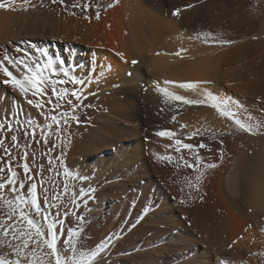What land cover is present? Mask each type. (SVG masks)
<instances>
[{
    "label": "bare ground",
    "instance_id": "6f19581e",
    "mask_svg": "<svg viewBox=\"0 0 264 264\" xmlns=\"http://www.w3.org/2000/svg\"><path fill=\"white\" fill-rule=\"evenodd\" d=\"M0 2L8 3L9 0ZM20 2L16 0L17 4ZM72 2L65 0L66 4ZM239 2L250 0H80L81 4L91 5L87 12L80 8H64L59 3H52V0H31L32 6L27 11L0 9V58L7 55L27 60L28 57H36L37 50H41L53 60L54 67H58L57 60L63 61L71 75L83 81L78 85H57V88H67L69 92L79 90L81 101L70 97L72 105L64 103L53 110L55 97L51 96L49 89L40 98L43 107L38 109L27 103V99L35 98L29 94L26 99L3 84L6 78L0 74V122L8 120L13 127L12 132H8L7 128L0 131V138L4 139L11 153L9 159V154L0 148V167L5 168V172L0 173V179L6 177L10 165L19 177L25 179L22 192L26 193L28 184H37L42 212L52 211L46 204L49 202L44 200V194L54 202L62 200L68 203L65 210L63 208L56 215H49L62 222V226L57 223V241L62 255L82 254L88 257L95 251L97 255L91 264H221V261L224 264H264V232L261 231L264 229V161L260 163L261 167L255 159L258 164L254 161H227L237 150L240 153L239 147L235 152V148L228 147L223 152L218 151L217 158L222 152L223 161H220L221 158H218L219 161H208L215 163L216 168L200 167L203 176L197 182V171L183 175L177 168L178 162L175 163L177 165H171L174 161L163 166L162 161H154L158 150L150 147L148 141L156 131L166 129L154 124L151 108L152 111L157 107L164 108L167 112L164 115L173 121V117L176 119L189 107H196L179 101L165 102L157 86L188 99H203L199 85H203V89L211 88V72L216 69L211 65L217 61L212 58V53L208 58V53L213 48L217 52L221 45L224 47L218 42L224 37L220 33L222 38L218 34L216 39L209 38L207 42L201 39L205 45L199 43L202 46H199L202 48L199 51L204 55L201 56L203 60L200 59L198 79L193 68L195 62H192L196 59L191 60V56L182 53L178 57H168L167 52L168 56H160L155 54L156 46L161 43L174 49L178 43L182 44L180 38L184 39V35L189 41L192 36L207 34L208 27L203 20L215 11L208 12L211 9L208 7ZM255 2L264 3V0ZM109 4L113 6L108 7ZM177 10L179 14L172 15ZM70 12L75 15H70ZM243 12L219 10L215 11L214 17L240 18L244 16ZM257 12L256 9L250 13L256 16ZM86 15L89 19L84 18ZM168 37L170 39L166 41ZM181 48L174 51L178 49V52L185 53ZM17 49L21 51L17 52ZM25 53L28 55L25 56ZM223 53L220 52L221 55ZM220 69L214 72L217 78L215 90H222L223 73ZM10 70L18 75L15 69ZM177 73L180 79L186 76L185 73L196 76V79L192 78L198 81L201 91L193 95V91L185 92L173 86L174 83L170 86L161 81H173L175 76L178 81ZM51 78L67 79L62 74ZM49 99L53 103H48ZM77 103L79 107H75ZM202 109L203 113L208 111L206 115L210 117L209 110ZM64 114L69 117L75 115L77 120L65 122ZM52 115L60 120L59 126L47 127ZM214 118L216 120L209 123L216 127L220 119L224 121L220 115L219 119L216 115ZM29 119L32 125L26 123ZM195 121H180L186 126L183 131L180 130L181 133L194 132L198 127L204 130L211 125ZM21 125L29 133L34 125L39 143L34 142L31 135L25 138ZM171 125L172 129L176 126ZM228 126L234 127L231 123ZM42 131L48 133L47 143L39 139ZM12 134L19 137L21 147L11 146ZM24 153H27V159H21ZM170 154L173 155V152ZM238 154L236 152V156ZM238 158L243 160L240 156ZM22 164L29 165L33 177L31 181L26 179L20 167ZM66 172L68 175H65ZM189 180L196 187L189 186ZM65 183L67 191L64 190ZM9 187L0 190V196L4 198L0 199V220L7 219L9 211L4 200L13 198ZM25 210H29L27 206ZM87 217L93 223L88 224ZM73 232L79 235H70ZM5 239L11 241V234L7 238L0 236V241ZM69 240L75 242L76 253L65 243ZM4 254L15 258L6 244L0 247V255Z\"/></svg>",
    "mask_w": 264,
    "mask_h": 264
},
{
    "label": "snow or ice",
    "instance_id": "6c2138e0",
    "mask_svg": "<svg viewBox=\"0 0 264 264\" xmlns=\"http://www.w3.org/2000/svg\"><path fill=\"white\" fill-rule=\"evenodd\" d=\"M52 3H59L64 8H80L81 11L87 12L91 7L89 3H80V0H73L71 4H66L65 0H52ZM31 0H21L19 4L16 3V0H9L8 3L0 2V9L3 10H24L27 11L29 7H31ZM112 4H109L108 7H112ZM191 7V5H189ZM70 15H75L74 12H70ZM179 14V10L174 11L172 15L176 16ZM97 19L99 18V12L96 13ZM85 19H89L86 15ZM197 39H204L205 42L209 38L216 39L210 37L209 34H204L203 36L196 37ZM220 44L229 43V41L219 40ZM21 51L17 49V52ZM38 55L36 57H28L27 60L23 59H14L7 55L0 58V74L3 75L6 79L2 82L5 85L10 86L14 91L18 92L21 96L27 97L29 94L35 98L27 99V103L33 105L36 108H42L43 105L40 103V98L45 95V93L50 89L51 96L55 97L54 109L60 108L64 103L72 105L73 101L70 97H74L77 102L81 101L82 96L79 90H74L69 92L67 88H57V85H63L67 83H71L73 85L82 84L83 81L77 79L75 76L71 75L70 71L64 67V62L57 60L56 64L58 67H54L53 60L48 57L46 52L41 50H37ZM180 53H176L179 55ZM28 54L25 53V56ZM40 57H45V59H41ZM6 62V63H5ZM135 63V61H133ZM15 69L17 74H14L13 71L10 70ZM62 74L67 79H52V76ZM171 81H165V84H172ZM184 90H192L195 91L198 87L195 83H182L175 85ZM157 91L165 98V102L168 101H179L184 105H201L207 104L208 106L215 109V111L224 118H227L232 122L235 128L240 131L247 133L249 135H258L264 134L261 131L264 128V123H251L253 117L249 114L244 121L237 117L236 112L233 111V106L239 109L241 106L234 100L230 98H218L207 91H202L201 95L203 99H188L184 96L178 95L174 92L169 91L167 88H160L157 86ZM48 103H53L51 99L48 100ZM75 107H79V103L75 105ZM75 107L73 108V112L75 111ZM65 122L69 119L77 120L75 115L68 116L64 114ZM51 123L47 125V127H52V125L59 126L60 120L56 115H52L50 117ZM175 120V117H173ZM19 124L20 121L17 120ZM28 125H32V121L29 119L26 122ZM181 128L186 127L185 125H181ZM7 128L8 132L13 131V127L11 122L5 120L0 122V131H3ZM23 129L25 138H28L31 135L34 142L39 143V140L36 139L35 134V126L33 125V130L29 133L27 128ZM19 130V129H18ZM200 132L197 129L194 132L189 133L188 139H192L193 137L199 135ZM155 135L159 137H166L172 139L176 136L175 132L172 131H158ZM48 133H41L40 140H44L45 143L47 140ZM19 137L16 134L11 135V146L14 148L21 147L19 144ZM175 145H178L175 150L180 152L181 149L193 150V144L183 143L181 140L176 139L174 141ZM28 145H25L27 147ZM54 147V145H53ZM199 148L204 149L208 146L204 143H200L198 145ZM0 148H3L5 153L9 154V159H11V153L9 147L5 146L4 139L0 138ZM195 155V164L188 163L184 160L183 156L180 157L183 164L192 168L194 171H197L199 174L196 176V181L199 182L203 176V172L200 171V165L203 163L200 155L198 153H193ZM27 153H24L21 156V159H27ZM222 158V153H221ZM157 159L167 160L172 162L173 157L171 156H159ZM51 164V159L49 160ZM20 167L23 169L25 173V177L28 181L33 179L30 174V168L28 164H22ZM217 165L215 163H203L204 169H214ZM5 168L0 167V173H4ZM65 175H68L66 172ZM189 186L196 187L195 184L192 183L191 180L188 181ZM6 186L9 187V191L12 193V199L4 200V203L8 206L9 211L6 213L7 219L0 220V236L7 238L9 234H11V241L5 239L0 241V247H3L5 244L8 248L12 249V256L15 258H10L8 254L0 255V264H91V261L95 259L97 253L93 251L90 256L83 257L81 255H62V250L58 247L57 241V223L58 222L53 218H50L49 214L45 211H41V204L38 202V194H37V184L30 183L27 186V191L22 192L21 190L25 188V179L18 176L16 170L10 165L7 167V175L3 179H0V190L5 189ZM68 185L65 183L64 190L67 191ZM198 190V189H197ZM58 197H53V199H57ZM0 199H4L3 196H0ZM48 197L44 194V200L47 201ZM184 201H181L183 203ZM75 203V201H73ZM29 209L25 210V207ZM51 207H55L56 205H50ZM15 221L10 223V221ZM46 229V230H45ZM264 232V229H261ZM72 236L79 235L78 233H70ZM12 241H19V243L13 244ZM65 243L70 247L73 253H76V247L74 241H65ZM264 255V254H262ZM221 264H224V261H221Z\"/></svg>",
    "mask_w": 264,
    "mask_h": 264
},
{
    "label": "rangeland",
    "instance_id": "374dc122",
    "mask_svg": "<svg viewBox=\"0 0 264 264\" xmlns=\"http://www.w3.org/2000/svg\"><path fill=\"white\" fill-rule=\"evenodd\" d=\"M217 6H216V8H214L213 6L212 7H208L207 6L208 8H211V9L208 10V12H211L212 10L213 11L215 10L216 13L219 12V10H224L226 13L238 12V11L239 12H243L244 11L243 12L244 16H242L240 18L239 17H235L234 18V17H226V16H224V17H219V19H218V16L214 17V15H215V11H214V14H210L209 15L210 17L207 16L206 19L203 20L204 25H207V27H208V28H206V31L207 32L209 31L207 34L210 35V33H211V37H212V34L217 33V34H214V37H212V38H216V35L218 36V34H219V36L221 38H222V35H223L225 41H229V43H226V45H225V43L223 44L224 47L222 45L220 46L226 52L222 51L223 49L221 50V48L220 49L218 48V51L215 52L216 50H214V48H213L212 51H214V53L211 50H210L211 52L208 53L209 54L208 58H211L210 54L212 53V55L214 54L213 56L211 55L212 58H215V60H217V61L214 62V63H217V64L214 65V63H213L211 65L212 68H215V67H216V69L221 68L220 69L221 73H223V74H221V77L224 79V80L223 79L221 80L222 81V87H221L222 90L221 89L220 90L219 89L215 90L217 88V87H215V86H217V83L215 84L217 78H216V75L214 74V72L217 71L216 69H215V71H214V69L212 70L213 71V72H211L212 74L210 73L211 76H212V78H211L212 82H211V80H209V82L212 83V86H210L211 88L208 87V90H207V88L203 89V87H201L203 85L200 86L198 84V81L195 80L196 79L195 77L197 76V79H198V77L200 75L198 70H199V67L201 65L200 59L202 58L201 56H202L203 53L201 54L199 49H202L201 47L204 44V42L203 43L201 42L202 41L201 39L198 40V39H196V37L192 36L193 39L192 38L191 39L193 41L190 39L189 40L190 42H189L187 36L185 37V35H184V37H182L184 39H182V40H181V38H180L181 36H180L178 38H180V42L183 41L182 44L178 43V45H177L178 47H176L175 44L173 42L172 43L175 46V48H174L175 50H176V48L180 49L183 46L181 49L185 50V53H184V51H182V52L179 51L178 52V49H177V51H174V49L166 48V47H164V45H162L160 43V44H158L156 46V50L157 51L155 52V54L160 55V56H168V55H170L168 57H175L177 55H174V56L172 55L171 56V53H174V54L175 53H182L183 55H187L189 57L191 56L190 57L191 60H195L196 59L195 61H192V62L193 63L195 62V64L193 65L194 66L193 68L196 71L194 73L197 74V75L195 77L193 75H191V74H190L191 76L190 75L188 76L189 73L187 72L188 74L185 73L186 76H182L181 79H180L179 74H181V72H178L179 74L178 73L176 74L179 77V78L177 77L178 81L175 78L176 76L174 77V80H175V81L173 80L174 82L170 80V79H173V77L168 79V80H170L171 82L174 83V84L172 83L173 86L176 85L175 83H178V84L195 83V84L199 85V87L201 88L202 91H204V90L206 91L207 90V92L208 91L210 92V90H212L210 93L211 94L213 93L212 95H214V96H216L218 98H230L231 100L236 101L241 107L239 109H237V108H235V106H233V111L236 112L237 117L239 119H241L242 121H244L246 119V117L250 114L253 117V120L251 121V123H258V122L259 123H264V3H258V2H255V0H250V2H245V3H243V2L226 3V4L222 5V6L221 5L220 6L217 5ZM256 9L258 10V12H257L258 14L255 13L256 16L254 14L250 13L251 11L256 10ZM260 10L262 11V13H260L261 12ZM120 11H119V13H120ZM119 13H118V15H119ZM211 15H213V16H211ZM120 16H124V15L121 14ZM220 28H222V29H220ZM219 30H221V32ZM220 33H222V35ZM185 38L187 39L186 41H184ZM166 39H167L166 41H168L170 38L168 37ZM224 39H222V40H224ZM166 41H165V43H166ZM176 41L179 42L178 39ZM199 43L202 44V46L199 45ZM208 44H210V43H208ZM212 44H213V46H212ZM180 45H182V46H180ZM184 45L185 46L187 45V47H185ZM206 45H207V43H206ZM179 46H180V48H179ZM199 46H201V47H199ZM211 46L214 47V43L211 42ZM211 46H208V47H211ZM185 48H187V49H185ZM160 49L161 50L163 49V50L161 51ZM219 50H221L220 52H222V53L224 52V53L221 55ZM160 51H161V53H160ZM166 52L168 53V55H167ZM169 52H170V54H169ZM153 53H152V55H153ZM165 53H166V55H161V54H165ZM182 54H179V56L182 55ZM189 54H191V55H189ZM217 55L222 56V58L217 56ZM201 60H203V59H201ZM219 64H221L222 66L221 65L219 66ZM229 69H230V71H229ZM228 71H229V73H228ZM231 71H232V73H231ZM183 72H184V70H183ZM224 75H225V77H224ZM192 76L195 78L194 80H193ZM185 77L188 78V80H184ZM189 77H190V79H189ZM232 77H233V79H232ZM191 78H192L193 81L191 80ZM163 80L164 79H162L161 81L165 83V81L167 79L164 80V81ZM189 80H191V81H189ZM199 81L201 82V80H199ZM261 82L263 84H261ZM201 84H202V82H201ZM213 84H214V86H213ZM199 87H198V89H199ZM213 87H215V88H213ZM179 89H181V88H179ZM198 89L193 91V92H192V90H190V91L189 90H185V92L189 91V93L192 92L193 95L194 94L197 95L198 91H201L200 89L199 90ZM182 91H184V90H182ZM201 92H199V93H201ZM260 92H261V94H260ZM199 106L200 105H198V106L196 105V107L194 109L193 108L191 109V107H189L190 109H187V110H185V112L179 114L183 119L180 118L179 115H177L179 118L176 116V119L173 120V121L172 120L169 121L168 118L166 117V115H164V114H167V112H166V110L164 108H161V107L154 108L155 112L152 111L153 108L150 109L151 115H152V113L154 115L153 116L154 124H156L157 126L159 125L160 127L163 126V127L166 128V129H160L158 131H165V130L172 131V132L176 131L175 132L176 136L173 137L172 139H169V138H166V137H159V136H157L155 134L150 136L152 139L148 138L149 139L148 141L151 143V144L149 143L150 147H153L154 149L157 148V150H158V154H157L156 158L154 159V161H162L163 166H166V164H168V163L171 164V163L169 161H167V160L157 159V157H159V156H171V157H173L172 163L175 161L171 165H174L175 163L178 162L179 166H177V168L179 169V171L183 175H186L188 173H192L193 169L192 168H188V167L186 168V166L183 164V161H181V159H180L181 156H183L184 160H186L187 162H189L191 164H195V162H196L195 161V155L193 154L195 152V153H198L200 155L203 163H205V161L207 163L208 161H219V159L221 158V153L223 151H225L226 148L233 147V148H235V150L232 148L233 152H235L237 150L236 148L239 147L238 149H239L240 153L238 154V150H237L236 152H237L238 155L236 156V152L233 153L232 157L230 158L231 160L228 159L227 161H251V162H253L254 159H255V161H257L259 164L257 162H255V161L254 162L256 164H258V166L261 167L260 163L263 164V161H264V154H263L264 153V134L249 135L247 133L240 132L237 129H235V126L234 127L233 126H231V127L228 126L230 123L232 124V122L228 121L227 118H224V121L226 122V120H227L228 122L225 123L222 119H220L219 123H218L220 126L217 124L218 127H216L214 124L209 123V122H212L210 120H213V121L216 120V118H214L215 115H216L217 119H219V114L216 113L215 109L211 108L210 106L206 107V104L204 106L201 105L200 108H199ZM201 107L202 108L204 107L206 110H209L210 117H209V115H206L208 111H206V113H203L205 111ZM213 113H215V114H213ZM203 114L205 116H203ZM201 117L203 119H201ZM197 118H198L199 121L197 120ZM204 118H206V120L208 118L209 119L206 122V120ZM183 120H185L187 122H194L195 120H197L200 124L204 123L202 125L207 124V126H208V124H211L210 125L211 127L208 126L210 129L206 127L205 128L206 130L205 129L203 130V129L198 127L197 129L199 130L200 134L195 136V137H193L192 139H188L187 137H188L189 133L185 131L182 134L181 132L183 131L182 130L183 128L179 129V127H178V126H181L180 124L183 123ZM203 120L205 122H203ZM168 121L170 122V124H172L174 126L178 122L180 124H178V126L177 125L175 126L176 128L178 127L175 130V127H173V129H172V127H170V124H168ZM197 121H195V123ZM220 123L221 124L225 123V125L224 124L221 125ZM227 123H229V124H227ZM213 126H215V127H213ZM200 129L202 130V132H201ZM180 130H182V131H180ZM158 131H156V132H158ZM177 131H179L180 134ZM261 131L264 132V128H262ZM219 137H221V138H219ZM176 139L181 140L183 143L193 144L194 145V149L193 150H187V149H183L182 148L180 152H177L175 149L177 147H179V146L175 145V143H174V141ZM219 139H220V141H219ZM164 140H165V142H164ZM200 143H204L208 147L204 148V149H201V148L198 147V145ZM171 147H173V148H171ZM218 151H222V152H220V155H218L219 159L217 158V154H219ZM171 152H173V155L170 154ZM239 156L243 160H239L240 159V158H238ZM222 157H223V155H222ZM237 158H238V160H235ZM223 160L224 159L221 158L220 161H223ZM164 161H166V162L164 163ZM203 163L200 165V167L201 166L203 167ZM175 165H177V164H175ZM184 171L185 172L187 171V172L185 173ZM46 202H49V203H46V204L48 205V207L50 209H52V211H51L52 213L48 212V214L51 215V216L52 215H56L57 213H59L60 210H63V208L65 210V208H67L66 205H68V203L66 204L64 201L62 202V200L61 201L60 200H57V201L55 200V202H56L55 203L51 199H48ZM60 203H62V204H60ZM53 204L56 205V206L55 207H51L50 205H53ZM58 204H59V206H58ZM86 222L88 224H90V223H93V220L90 217H87L86 218Z\"/></svg>",
    "mask_w": 264,
    "mask_h": 264
}]
</instances>
